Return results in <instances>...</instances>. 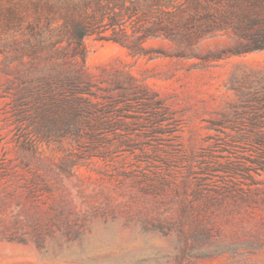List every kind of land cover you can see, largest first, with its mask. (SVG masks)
Masks as SVG:
<instances>
[{"label": "rangeland", "instance_id": "obj_1", "mask_svg": "<svg viewBox=\"0 0 264 264\" xmlns=\"http://www.w3.org/2000/svg\"><path fill=\"white\" fill-rule=\"evenodd\" d=\"M99 4L0 0V264H264V0Z\"/></svg>", "mask_w": 264, "mask_h": 264}, {"label": "trees", "instance_id": "obj_2", "mask_svg": "<svg viewBox=\"0 0 264 264\" xmlns=\"http://www.w3.org/2000/svg\"><path fill=\"white\" fill-rule=\"evenodd\" d=\"M153 0H131V5H127V0H99V16L98 23L112 27L113 29L120 27L122 29V17L125 11L141 8L146 13L152 11L151 3ZM117 8L119 10H117ZM87 22H76L75 28L78 29V40L81 42L85 37L98 33L97 30L90 28Z\"/></svg>", "mask_w": 264, "mask_h": 264}]
</instances>
